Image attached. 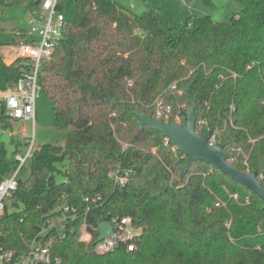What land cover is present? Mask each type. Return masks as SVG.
<instances>
[{
  "label": "trees",
  "instance_id": "trees-1",
  "mask_svg": "<svg viewBox=\"0 0 264 264\" xmlns=\"http://www.w3.org/2000/svg\"><path fill=\"white\" fill-rule=\"evenodd\" d=\"M235 1L240 10L227 20L191 15L173 34L150 7L134 14L114 0H76L74 19L65 18L62 39L39 73L69 132L62 144L34 151L30 174L1 217L7 246H25L58 208L82 209L86 196L99 195L94 225L99 213L131 217L140 229L134 250L95 254L76 230L52 243L59 264H264L263 201L202 161L180 177L185 156L138 117L154 116L158 96L183 121L193 105L196 133L218 131L230 164L255 172L264 188V0ZM16 29L0 28V90L23 72L1 55L24 39ZM203 119L207 126L197 124ZM0 121L10 123L2 107ZM12 167L0 141V176ZM116 169L128 172L124 185L110 176ZM18 205L19 212L9 211Z\"/></svg>",
  "mask_w": 264,
  "mask_h": 264
},
{
  "label": "built area",
  "instance_id": "built-area-1",
  "mask_svg": "<svg viewBox=\"0 0 264 264\" xmlns=\"http://www.w3.org/2000/svg\"><path fill=\"white\" fill-rule=\"evenodd\" d=\"M37 4V9L32 13V19L27 29H16L15 35L23 36L18 43L4 46L1 51H9L5 64H17L23 72L12 87L0 90V107L8 121H30L32 127L35 123L36 87L39 82V73L43 64L48 62L59 42L62 39V27L65 20L64 12L59 8L60 0H32ZM6 60V61H5ZM235 76V75H234ZM131 85V83H129ZM175 88V85H171ZM154 116L161 121L173 124H184L180 113H174L172 107L158 96L154 102ZM199 126H207L205 119L197 122ZM22 136L28 144L25 153L14 152L13 167L9 174L0 176V221L7 204L18 188L19 173L24 165L30 161L34 151V136H27L22 129ZM164 138V143H168ZM216 141V132L211 133L207 139V146H212ZM126 145L124 144L123 147ZM173 149L176 150L175 146ZM110 176L120 185L128 180V172L113 170ZM232 197L237 199V194ZM102 198L99 195L86 196L83 201L85 206L80 209L75 205H63L57 209L54 218L45 223L39 231L21 248H12L5 244L4 232L0 224V264H59L61 258L53 254L51 245L55 240H61L76 230L81 241L87 249L101 255L118 249L132 251L135 248V238L131 217L99 213L98 223L94 225L91 215L102 207ZM245 203H249L245 199ZM106 220L112 227V235L96 241L98 224ZM78 222V229L73 222Z\"/></svg>",
  "mask_w": 264,
  "mask_h": 264
},
{
  "label": "rangeland",
  "instance_id": "rangeland-1",
  "mask_svg": "<svg viewBox=\"0 0 264 264\" xmlns=\"http://www.w3.org/2000/svg\"><path fill=\"white\" fill-rule=\"evenodd\" d=\"M32 0H6V5L0 7V21H12L13 26L21 29H27L32 19V13L26 9L27 3ZM120 4L128 11L134 14H141L143 9L141 3L143 0H120ZM147 5L159 13L160 25L164 30H169L176 34L179 27L191 15H201L195 7H188L181 0H144ZM185 1V0H184ZM201 8L213 16L215 22H222L235 15L240 10V5L235 0H211L205 4L203 0H196ZM119 2V1H118ZM134 2L132 8L129 4ZM62 11L68 20H73L76 14V0H60ZM194 8V9H193ZM156 11V12H157ZM2 50V49H1ZM9 51H1L4 59L7 58ZM6 61V60H5ZM36 118L34 126L30 121H9L10 123L3 127L0 121V141L4 143L6 155L12 159L14 152L25 153L28 144L22 136V129L26 135L34 136V147L43 144H62L69 132V127L59 122L53 112L52 106L47 99L44 88L40 80L36 87L35 101ZM218 134V131L216 132ZM31 170V164L27 162L19 173V179L25 180ZM57 181L63 180V177L57 175ZM21 206L9 207V211L19 212ZM135 234L140 233V229H134Z\"/></svg>",
  "mask_w": 264,
  "mask_h": 264
},
{
  "label": "water",
  "instance_id": "water-1",
  "mask_svg": "<svg viewBox=\"0 0 264 264\" xmlns=\"http://www.w3.org/2000/svg\"><path fill=\"white\" fill-rule=\"evenodd\" d=\"M207 0H203L205 2ZM12 21H0V28L3 30L13 29ZM140 126L158 131L164 138L169 139L175 148L180 151L186 158L185 163L180 171V177H183L189 166L196 161H202L211 167L218 169L220 172L230 176L234 181L250 190L263 201L264 208V188L255 172H241L236 170L229 162L222 143H215L207 146L206 142L210 136V131L203 135H198L195 130L196 118L194 106L191 105L186 114L184 124H173L153 118L144 113H138ZM112 235V227L106 220L98 224V235L96 241Z\"/></svg>",
  "mask_w": 264,
  "mask_h": 264
},
{
  "label": "crops",
  "instance_id": "crops-1",
  "mask_svg": "<svg viewBox=\"0 0 264 264\" xmlns=\"http://www.w3.org/2000/svg\"><path fill=\"white\" fill-rule=\"evenodd\" d=\"M120 7H122L123 9H126L125 7H123L121 4H120V0H114ZM119 1V2H118ZM138 2H139V0H137ZM182 2H183V4L185 3L188 7H195V9H196V11H199L200 13H202L201 15H208V16H210L211 18H212V20L213 21H215L214 19H213V16L212 15H210V14H204V13H207L206 12V10L204 9V8H201L200 6H199V4H197V1L196 0H181ZM210 1L211 0H207V1H205L204 3L207 5V4H209L210 3ZM141 7L144 9L145 7L147 8V7H149L148 5H147V2L146 1H144L143 0V3H141ZM134 6V2H131L130 4H129V7L130 8H132ZM194 9V8H193ZM127 10V9H126ZM157 11V10H156ZM143 12V11H142ZM157 13H158V11H157ZM158 15H159V13H158Z\"/></svg>",
  "mask_w": 264,
  "mask_h": 264
}]
</instances>
